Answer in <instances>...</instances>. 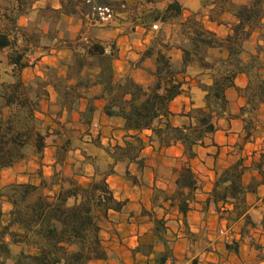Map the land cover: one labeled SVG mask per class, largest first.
Returning <instances> with one entry per match:
<instances>
[{"label": "trees", "instance_id": "16d2710c", "mask_svg": "<svg viewBox=\"0 0 264 264\" xmlns=\"http://www.w3.org/2000/svg\"><path fill=\"white\" fill-rule=\"evenodd\" d=\"M41 1L44 0H12L5 8L2 17L8 23L0 30V50H11L10 64L16 69L28 65L25 58L32 49L49 52L55 45L70 50L72 55L63 63L65 75L49 67V79L37 77L34 84H26L21 78L12 82L0 81V170L23 160L29 146H33L38 155L43 154L47 135L39 130L37 113L41 102L48 97V85L55 88L61 105L69 110L91 87L99 85L101 92L90 98L89 112L93 110L95 100L103 99L106 116L121 118L127 134L123 144L106 148L113 166L104 174L96 172L90 181H81L75 172L56 169L49 178L41 176L39 184L25 182L6 186L1 196L10 204L11 210L8 223L0 228V264H89L109 258V250L101 236L102 224L110 211H122L127 201L115 197L108 177L115 173L114 165L118 163L135 164L138 171L144 170L146 142L141 136L144 131H151L149 141L152 144L157 143L160 148L180 144L189 160L195 158L196 147L204 145L206 137L217 131L218 120L228 108L226 90L236 87V77L244 73L250 78L244 92L251 91L255 73L262 80L241 109L245 129L250 135L251 122L246 120V107L254 105L256 98L260 104L264 103V62L258 54L245 59L244 44L254 30L264 32V0L235 5L236 22L232 33L226 37L207 29L196 17L184 19L180 0H146L152 7L141 11L136 4L126 0H58L59 8L50 4L38 7L37 3ZM158 1L164 5L154 6ZM100 9H109L111 17L114 12L129 13L136 25L146 29L178 21L185 40V44L177 47L182 53L181 68H177L169 55L174 46L165 40L163 30L153 38L142 56V61L155 59V68L149 71L152 76L149 85L141 84L131 76L117 78L114 66L118 59L116 43L107 44L97 37L83 36V31L75 38L61 36L59 24L64 17H77L83 26H97L103 20ZM33 12L37 13L35 20L30 19L26 26L19 24L20 17H30ZM41 37L47 38L50 44L41 46ZM211 49L226 51L227 56L211 61L207 57ZM193 65H198L212 81L200 86L205 92L206 106L192 108L187 113L188 123L175 126L171 122L170 104L184 90L186 81L180 75L186 74ZM62 149L66 150L65 146ZM58 162H63L61 156ZM257 168L264 175L262 164ZM246 170L244 160L240 159L218 174L206 205L213 203L222 218L231 219L233 215L237 220L249 218L246 195L255 191L257 184L252 182L244 186L242 178ZM126 176L138 184V176L129 169ZM200 184L188 162L180 169L175 191L170 195L163 190L160 193L171 207L186 216L196 202ZM220 203H223L222 207ZM143 215L151 214L144 210ZM153 223L156 243L140 244L134 252L149 258L153 256V263L147 264H168L174 259V248L167 237L166 220L154 217ZM250 226L255 227V224L246 223L243 237L249 235ZM16 246L20 248L18 252L14 250ZM227 248L232 246L228 244ZM235 250L238 251V246ZM193 264H197V260Z\"/></svg>", "mask_w": 264, "mask_h": 264}, {"label": "crops", "instance_id": "0c3cea01", "mask_svg": "<svg viewBox=\"0 0 264 264\" xmlns=\"http://www.w3.org/2000/svg\"><path fill=\"white\" fill-rule=\"evenodd\" d=\"M56 1L55 8H59V1ZM180 1L184 7L185 19L202 9L201 0ZM216 5L213 4L211 8L213 9ZM201 17L206 28L220 37H226L232 33L233 24L226 23L227 19H232L233 23L236 22L234 15L225 12L220 20L212 18L209 13ZM24 18L25 20H23ZM30 19L27 16H22L19 19V24L26 26ZM78 25L80 28L81 23ZM123 25L112 22L108 27V33L106 35L102 33L101 36L103 40L110 38L112 43L117 45L118 59L114 64L116 76L118 78L131 76L137 82L149 85L152 80L149 71L154 70L155 59L148 58L142 61V56L153 40L150 36L151 32L143 26L137 25L136 32H141L142 36L136 39L125 32ZM259 34L260 31L257 32V35ZM252 37L254 38V35ZM173 49L169 51V55H172ZM6 50L3 49L0 52ZM33 50L25 58V62L28 64L26 67L16 69L10 64L11 70L20 74L26 84L32 83L37 77L49 79V67L55 68L60 75H65L66 67L62 65V58L64 55H68L70 50L51 49L49 52H43L40 49L33 52ZM211 50L221 51V49ZM10 53L11 51L8 57ZM31 54L38 56L34 58ZM224 56H227L226 51H224ZM181 60L182 53L178 50L172 61L176 66H180ZM147 62L150 63L147 64ZM180 78L186 81L184 90L170 104L171 122L175 126L188 123L187 113L192 108L206 106L205 92L199 86L189 83L190 78L186 74L180 75ZM235 83L236 87L226 90L229 105L218 120L217 131L206 137L204 145L196 147L195 158L189 160L184 155V149L180 144L161 148L156 143L152 144L149 141L151 131H144L141 134L146 142L143 150L146 165L144 170L138 171L135 164L118 163L114 165L115 173L108 177V183L115 197L120 201H127V204L120 212L110 211L108 219L102 224L101 236L109 250V258L89 264L153 263V256L149 258L142 253H135L134 249L140 244L156 243L157 238L153 233L154 217L166 220L167 237L171 240L174 248V259L170 260L168 264H193L196 260L197 264H264V175L257 168L262 164L264 171V159L262 160V156H264V128L252 130L253 134L248 136L241 109L246 106L248 101L244 97V90L248 87L250 78L247 74L241 73L236 77ZM47 90L48 97L41 102V109L37 116L44 122L43 127L49 128V133H55L51 137L56 139L64 137L63 133L58 135V132L66 130L70 136L65 138V141L73 140L74 137L71 135H78L80 141L99 142L103 150H106L108 146L123 144L127 134L124 129V121L121 118L106 116L103 99L95 100L94 108L89 112L90 98L101 92L99 85L91 87L84 97L73 103L70 110L61 105V99L52 85H48ZM262 119L264 120V116ZM91 132L95 133H93L94 136L89 135ZM62 145L59 144V140L51 142V144L48 143L42 158L40 155V157L38 156L39 165L34 160L23 159L10 168L0 170V178L7 179L12 173L13 177L8 180L12 183L18 181L17 183L38 184L40 178L35 181L31 179L35 175L28 174L27 178L22 175L18 179L17 175L20 171L33 167L29 170H43L44 176L51 177L57 167H60L58 158ZM84 145L89 144L84 143ZM75 153V158L66 159L63 162V169L67 173L79 174L83 182L90 181L96 175V164L88 160L83 149H76ZM240 159L244 160L247 167L242 178L244 186H248L252 182L257 184L255 191L246 195L247 215L250 219L241 217L237 220L234 215L231 219L222 218L216 206L213 203L207 206L206 201L211 197L218 174ZM26 161L28 164L21 167ZM188 162L201 183L196 192V202L193 204L192 210L184 216L169 203L162 207H156L153 200L154 188L160 187L168 194H172L176 189L175 181L179 176L180 169ZM108 164L109 168L113 166L110 156ZM127 169L138 176L140 183L134 184L125 177L124 173ZM1 189L0 186V191ZM219 206L222 207L223 203H220ZM225 206L229 209L233 208L231 205ZM10 210V204L4 197H0V228L8 223ZM144 210L150 212L151 215H143ZM248 222L254 223L255 227L250 226L249 235L243 237L242 230ZM228 244L232 246L231 249L227 248ZM236 246H238V251L235 250ZM19 249L17 246L14 247L16 252Z\"/></svg>", "mask_w": 264, "mask_h": 264}, {"label": "rangeland", "instance_id": "374dc122", "mask_svg": "<svg viewBox=\"0 0 264 264\" xmlns=\"http://www.w3.org/2000/svg\"><path fill=\"white\" fill-rule=\"evenodd\" d=\"M201 1H202L201 11L193 13L189 17L193 16V17H196L197 19L202 21L201 16H204L205 14H208V13L211 14L212 18L217 19V20H220L222 18V15L224 14V12L233 16L234 10H235L234 6L239 5L241 3L248 2L249 0H201ZM11 2H12V0H0V30H2L8 23L6 21V19H4L2 16L4 14L5 8L9 4H11ZM128 2H130V4H136V6L139 7L140 11L143 10V8H151L152 7V4L151 5L147 4L146 0H129ZM56 3H57L56 0H44V1L37 3V6L39 7V6H45L46 4H50L51 6L55 7ZM213 4H217V5H216V7H214L212 9L211 6ZM163 5H164V2L158 1L157 3H155L154 6L162 7ZM36 17H37V13L33 12L32 15L28 18L35 20ZM189 17H187V18H189ZM183 18L185 19L184 16H183ZM23 20H25V18ZM133 20H134L133 17L129 13L117 14L114 12V14L111 18L106 19V20H101V23H99L97 26H92L90 24L83 26V23L80 19H78L77 17L69 16V17L63 18V21L59 24V28H60L61 36L65 37V38L66 37L75 38L77 35H79L83 31L84 32L83 36L97 37V38L101 39L102 33H105V35H106L108 33V27L110 26V24H112V22L113 23L116 22L118 24H124L123 28L125 29V32L128 35H132L133 37L138 39L142 36V33L136 32L137 25L134 23ZM225 22L234 24L232 19H227V21H225ZM80 23H81V26L79 28L78 24H80ZM100 24H103V25H100ZM161 30H163V32H164L163 34L165 36V40L169 41L170 44H172L174 46L173 52L171 53L172 55H170L171 58L174 59L176 56V52L178 51L177 47L181 44H185V40L181 34L180 24L177 21V22H174L172 24H165V25L158 24V28L153 27L151 29H148V31L151 32L150 36L152 38H154L158 34V32H160ZM258 31H260L259 35H257ZM253 35H254V38L251 37L250 40L244 44V54H243L244 58L249 59L251 56L258 54L260 59L262 60V62H264V32L260 29H256L253 31L252 36ZM101 40H103V39H101ZM103 41L107 44H111L113 42L112 40H110V38L109 39L106 38ZM19 44H21V42ZM40 44L42 46L43 44H50V42L47 38L41 37ZM38 49L41 50V48H37V49H34L33 52L38 51ZM52 49H65V48L53 45ZM10 51H11L10 49H7L6 51L0 52V63H1V65H0V69H1L0 70V81H2V82H12L18 78L22 79L20 74L13 72V70H11V68H10V60L8 57V54ZM29 54H30V52H29ZM31 55H33V54H31ZM71 55H72V53L69 52L68 55L63 56L62 65L65 61L69 60ZM35 56H38V55H35ZM35 56L33 55L34 58H35ZM207 57L209 58V60L213 61V60H216L217 58H221V57H225V56H224L223 51L209 50ZM148 63H150V62H147V64ZM177 68L179 69V68H181V66H177ZM262 73L264 74V70L262 71ZM186 76H188L190 78L189 83H192L194 86L200 87V86H202L201 84L209 85L212 82L210 76L208 74L202 72L198 65H193L190 68H188V70L186 72ZM252 76H253L252 90L248 91V92H244V97H246V98H248L250 96L252 97V95L254 94V89L258 88V84L262 80L255 73H253ZM35 81H36V79H34L32 81V83H30V84H34ZM252 82H251V84H252ZM193 96H195L194 93H193ZM258 102H259V98H256L254 100V105L252 104V105H250V106L248 105L246 107V110H248V115L246 117V120H248V121L250 120V122H251V124H250V134L251 135L253 134V131H256L257 128H264V120L262 119L264 116V103L260 104V102L259 103ZM43 125H44V122H42L40 120L39 130L43 134L47 135L46 145L48 143L51 144V142H55L56 140H59V144H63L62 148L65 146L66 150L61 149V151L59 153V156H61V160L63 162L66 161V159L68 160V159L75 158L76 149H83V153L87 155L88 160L90 162L96 164V172H98L99 174H104L108 171V168L110 166L108 164L109 155H108L106 150H103V148L99 142H94V140L92 142L80 141V139H78V135H76V136L71 135L72 137H74L73 140L69 139L68 141H65L66 140L65 138L70 136V135H68L66 130L59 131L58 135L63 133L64 137H57V139H56V138L51 137L52 135H55V133H53V134L49 133V131H48L49 128H44ZM79 132L82 133L80 130H79ZM93 133L94 132H91L89 135L94 136ZM84 134H86V133L84 132ZM84 143H87L89 145H84ZM108 147H111V146H108ZM237 151H240V150H237ZM25 155L26 156L24 159H27V161L34 160L35 163H37L39 165V163H40V161L38 160L39 155L35 152V149L33 146H29L25 149ZM40 156L42 158V155H40ZM41 158H40V160H41ZM27 161L24 162L21 167H24L25 164L27 165L28 164ZM63 162L60 163V167L58 166L57 170L63 169V166H64ZM29 169H33V167H30ZM29 169L20 171L19 174L17 175V179L22 177V175L24 178H27L28 174H30V175H35V177L31 178L32 181H35L39 178L41 181V176H44V174H43L44 171L43 170L31 171ZM124 174H125V177L127 178L126 171ZM12 177H13V175L11 173V175H9L7 177V179L6 178L5 179L0 178L1 179L0 180V186L2 188L0 191V197H2L1 196L2 192L6 188V186L12 183V181H8ZM44 177H46V176H44ZM46 178H49V177H46ZM40 181L38 182V184L40 183ZM17 182L18 181L14 182V183H17ZM138 182H139V179H138ZM162 190L167 193L166 190H164L160 187L154 188L153 200H154V204L156 205V207H162L164 204L169 203V202L164 200V194L160 193ZM169 190H170V188H169ZM155 216H157V214H155Z\"/></svg>", "mask_w": 264, "mask_h": 264}, {"label": "built area", "instance_id": "2783aa9c", "mask_svg": "<svg viewBox=\"0 0 264 264\" xmlns=\"http://www.w3.org/2000/svg\"><path fill=\"white\" fill-rule=\"evenodd\" d=\"M100 13L103 17V20L111 18V13L109 9H100ZM154 28H158V26L155 25Z\"/></svg>", "mask_w": 264, "mask_h": 264}]
</instances>
